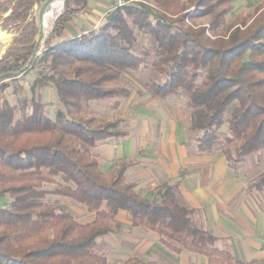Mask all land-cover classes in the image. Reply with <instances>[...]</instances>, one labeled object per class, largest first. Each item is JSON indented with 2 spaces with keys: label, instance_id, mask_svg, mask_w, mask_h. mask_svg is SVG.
<instances>
[{
  "label": "trees",
  "instance_id": "16d2710c",
  "mask_svg": "<svg viewBox=\"0 0 264 264\" xmlns=\"http://www.w3.org/2000/svg\"><path fill=\"white\" fill-rule=\"evenodd\" d=\"M45 1L0 0L1 30L15 35L0 58V197L11 199L0 208V264H109L98 252V239L123 228L117 221L121 213L132 230L157 234L175 254L200 255L207 264H246L218 249L217 238L197 225L195 211L179 200L180 182L137 191L127 179L138 164L131 158L105 173L94 149L128 133L121 120L98 119L88 107L115 100L112 109H118L120 98L131 96L122 85L124 74L153 56L152 70L164 81L150 82L147 91L159 100L187 97L190 129L200 133L199 153L218 152L234 169L249 156L259 157L264 152V0L254 14L230 20L233 0H190L193 10L182 0H122L98 28L69 39H64L68 25L85 13L89 0H64L49 34L37 43L34 14ZM201 18H209L207 27L196 25ZM141 33L149 38L144 55L133 52ZM29 74H35L32 98L12 105L4 93ZM51 87L60 105L54 117L38 98ZM252 188L264 191V173ZM49 196L73 200L93 220L79 223L48 203ZM122 264L146 263L131 257Z\"/></svg>",
  "mask_w": 264,
  "mask_h": 264
},
{
  "label": "crops",
  "instance_id": "0c3cea01",
  "mask_svg": "<svg viewBox=\"0 0 264 264\" xmlns=\"http://www.w3.org/2000/svg\"><path fill=\"white\" fill-rule=\"evenodd\" d=\"M111 1L97 0L104 9ZM244 1L247 5H256L255 7L262 2V0ZM91 2H89V10ZM93 12L100 13L95 8ZM77 20L74 19L71 23L74 24L73 29L71 28L72 32H69L71 24L68 25L64 39L98 28V24H92L91 17L87 19V24L86 19ZM75 21L77 23H74ZM76 32L79 33L76 34ZM67 33L69 35H66ZM168 132L171 134V141L164 144L158 142L159 149H156L155 142L149 139H144V143L142 142L137 149L133 148V141L129 137L108 142L103 146L110 145L112 149L106 154V159L136 160L138 164L128 170L127 177L134 176L130 182L135 183L136 190L140 192L147 189L153 190L160 182L162 184L180 182L179 200L195 211L193 218L197 225L217 238L216 247L220 243L230 242L231 247H235L233 255L240 260L243 256L244 263L264 261V191L252 188V184L259 178L261 171L250 167V170L242 172L244 170L242 165L238 169L241 171L238 172L237 169L228 165L222 154L199 153L197 147L187 149L185 137L180 131L176 134H172L170 130ZM117 148H120V153L117 152L119 154L115 158L111 153ZM99 156L102 158L101 154ZM151 166L155 167L158 182L150 178L152 175L149 174L153 172L148 167ZM254 167H259L257 161ZM10 203L9 197H0V208H7ZM117 221L130 225L126 213H121ZM133 230L132 235L135 238L132 239L131 247H136L137 255H148L155 247H166L161 242V238L153 235L149 230ZM186 253L177 254L180 255L183 264H207L205 257Z\"/></svg>",
  "mask_w": 264,
  "mask_h": 264
},
{
  "label": "rangeland",
  "instance_id": "374dc122",
  "mask_svg": "<svg viewBox=\"0 0 264 264\" xmlns=\"http://www.w3.org/2000/svg\"><path fill=\"white\" fill-rule=\"evenodd\" d=\"M92 1V2H91ZM183 3L187 6L188 9L193 10V6L190 4V0H182ZM91 2V9H86L84 14L80 13L76 16L75 19L85 21L87 24V19L91 17L92 24H98L99 27L102 22H104L106 14L117 4L116 0H112L107 8L101 7L102 5L97 2V0H89ZM247 5L244 0H233V12L229 15L228 20H230L234 15L244 14L252 15L256 11L257 7ZM93 8L98 9L100 13L93 12ZM103 8V9H102ZM64 9V0H52L44 8V34L47 36L53 26L47 27L46 20L48 19L49 24L51 19H49V11H53L54 19L58 15L59 11ZM102 10V11H101ZM39 7H36L34 16L38 19ZM9 14V13H8ZM4 15V18L8 16ZM75 21L74 23H77ZM209 18H201L196 21V25L208 26ZM73 25L69 26V32H72ZM1 30V27H0ZM2 31V30H1ZM11 35V40L5 48V52L0 54L2 58L7 52L8 48L12 44L15 35L6 32ZM79 32H76L78 34ZM66 35H69L67 33ZM149 48V38L147 35L138 34V42L133 48V52L138 55H144L145 51ZM147 62L137 71H130L124 74L122 79V85L125 88H128L131 91V96L127 99H121V106L118 109H112V104L115 100L108 101H99V102H90L88 111L94 114L98 119L111 121L115 119L121 120V129L128 133V137L133 141V148L137 149L144 139H149L154 141L156 144V149H159V143H168L171 140V134H176L179 131L184 135L185 147L194 148L196 147L195 143L197 138L200 136V133L197 131H192L190 129V108L188 106V100L186 96L174 97L166 100H159L153 98L147 91V84L152 81L162 83L164 77L153 72L152 62L153 56H146ZM35 74H29L24 77L22 80L15 83H11V86L4 93L7 96L9 102L12 105H18L24 99L32 98L31 85L34 82ZM20 87V88H19ZM39 100L44 103L52 113V117L55 116L56 110L59 108V103L57 101V96L54 88L43 89L39 94ZM166 129V130H164ZM228 128H224L221 134V140L224 139ZM142 137V139H141ZM115 140H109L105 143H101L94 149L96 154H101L102 170L109 174L110 168L114 165L115 162L120 160H107V153L112 149V146L105 147L103 146L106 143H110ZM159 142V143H158ZM158 143V144H157ZM120 148H117L111 154L116 158L120 153ZM128 149V148H127ZM126 150V146H124ZM119 152V153H117ZM215 153V152H214ZM159 155V154H158ZM255 161L259 167L255 166ZM244 172L245 170H250L252 167L260 170V175L264 172V152L260 156L252 155L247 158L245 164H243ZM152 167V168H151ZM148 167L152 173L149 175L151 179H155L158 182V175L155 173V167ZM251 167V168H250ZM132 169V168H131ZM240 169V168H238ZM237 169V170H238ZM243 169V168H242ZM241 170H238V172ZM253 174V173H252ZM133 175L127 177L128 181L133 179ZM59 181L60 179L57 178ZM162 182L158 184L161 185ZM56 185H46L45 188L54 190ZM150 189L144 190V192L149 191ZM47 202L51 204H56L61 208V210L68 211L72 213L75 219L79 223H89L93 220L94 215L90 214L85 207L77 204L73 200L58 196H49ZM201 226V225H200ZM133 231L131 226L128 224H123V228L118 232L105 236L98 239V252L104 254L108 257L109 264H122L124 261L128 260L131 257H138L145 261L146 264H183L180 260V255L173 253L168 247H155L150 254H138L136 247H131L133 242ZM153 235L158 236L157 234L149 231ZM230 242H223L218 245V249L227 250L233 253L235 247H231ZM169 249V250H168ZM187 254V253H186ZM190 255V254H187ZM242 260L245 261L244 257L241 256ZM187 262V261H186ZM185 263V260H184Z\"/></svg>",
  "mask_w": 264,
  "mask_h": 264
},
{
  "label": "water",
  "instance_id": "95a60500",
  "mask_svg": "<svg viewBox=\"0 0 264 264\" xmlns=\"http://www.w3.org/2000/svg\"><path fill=\"white\" fill-rule=\"evenodd\" d=\"M52 0H46L44 3H42L39 7V11H38V26H39V33L37 35L36 41L37 43H39L41 41L42 35L44 33V8L51 2ZM27 67L21 69L20 73L22 74L23 72H25ZM11 75H16V73H10Z\"/></svg>",
  "mask_w": 264,
  "mask_h": 264
},
{
  "label": "bare ground",
  "instance_id": "6f19581e",
  "mask_svg": "<svg viewBox=\"0 0 264 264\" xmlns=\"http://www.w3.org/2000/svg\"><path fill=\"white\" fill-rule=\"evenodd\" d=\"M49 19H51V22L54 20L53 11H49ZM52 23L49 24L48 19L46 20L47 27H51ZM10 40H11V35L0 30V54H3L5 52V48Z\"/></svg>",
  "mask_w": 264,
  "mask_h": 264
},
{
  "label": "built area",
  "instance_id": "2783aa9c",
  "mask_svg": "<svg viewBox=\"0 0 264 264\" xmlns=\"http://www.w3.org/2000/svg\"><path fill=\"white\" fill-rule=\"evenodd\" d=\"M116 3H117L118 5H122L123 2H122V0H116ZM62 11H63V9L59 11V13H58V15L55 17V19H56L61 13H62ZM55 19H54V20H55Z\"/></svg>",
  "mask_w": 264,
  "mask_h": 264
}]
</instances>
